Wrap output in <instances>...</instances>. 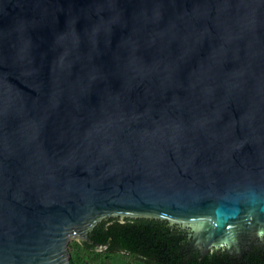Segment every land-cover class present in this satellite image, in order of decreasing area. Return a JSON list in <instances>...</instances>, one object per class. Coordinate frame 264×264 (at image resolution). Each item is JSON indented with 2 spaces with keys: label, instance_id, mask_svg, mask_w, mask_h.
I'll list each match as a JSON object with an SVG mask.
<instances>
[{
  "label": "water",
  "instance_id": "water-1",
  "mask_svg": "<svg viewBox=\"0 0 264 264\" xmlns=\"http://www.w3.org/2000/svg\"><path fill=\"white\" fill-rule=\"evenodd\" d=\"M112 218L264 251V0H0V264Z\"/></svg>",
  "mask_w": 264,
  "mask_h": 264
},
{
  "label": "trees",
  "instance_id": "trees-1",
  "mask_svg": "<svg viewBox=\"0 0 264 264\" xmlns=\"http://www.w3.org/2000/svg\"><path fill=\"white\" fill-rule=\"evenodd\" d=\"M89 237L88 241L70 242L72 264H264V252L259 249L239 259L212 251L200 260V253L186 250V232L151 218H112L99 224Z\"/></svg>",
  "mask_w": 264,
  "mask_h": 264
},
{
  "label": "rangeland",
  "instance_id": "rangeland-1",
  "mask_svg": "<svg viewBox=\"0 0 264 264\" xmlns=\"http://www.w3.org/2000/svg\"><path fill=\"white\" fill-rule=\"evenodd\" d=\"M72 241L82 242L80 238H73L70 242H72ZM69 251H70V250H69ZM123 257H125V259H126L127 261H128V260H129V261L131 260L130 257H128L127 254H123Z\"/></svg>",
  "mask_w": 264,
  "mask_h": 264
},
{
  "label": "flooded vegetation",
  "instance_id": "flooded-vegetation-1",
  "mask_svg": "<svg viewBox=\"0 0 264 264\" xmlns=\"http://www.w3.org/2000/svg\"><path fill=\"white\" fill-rule=\"evenodd\" d=\"M117 219V218H116ZM109 220V219H108ZM119 220H121V221H123L122 219H119ZM125 221V220H124ZM255 249H259V250H261L262 252H264L263 250H262V248H260V247H256ZM254 249V250H255Z\"/></svg>",
  "mask_w": 264,
  "mask_h": 264
}]
</instances>
